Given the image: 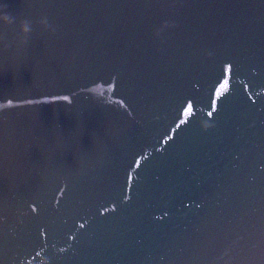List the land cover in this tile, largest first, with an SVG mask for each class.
Wrapping results in <instances>:
<instances>
[{"label":"water","instance_id":"95a60500","mask_svg":"<svg viewBox=\"0 0 264 264\" xmlns=\"http://www.w3.org/2000/svg\"><path fill=\"white\" fill-rule=\"evenodd\" d=\"M0 264H264V0H0Z\"/></svg>","mask_w":264,"mask_h":264}]
</instances>
